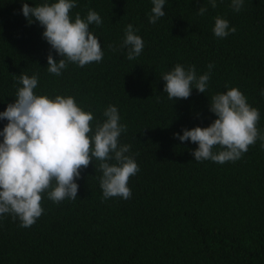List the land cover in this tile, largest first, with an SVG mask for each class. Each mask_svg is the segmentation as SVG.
Listing matches in <instances>:
<instances>
[{"label": "trees", "instance_id": "trees-1", "mask_svg": "<svg viewBox=\"0 0 264 264\" xmlns=\"http://www.w3.org/2000/svg\"><path fill=\"white\" fill-rule=\"evenodd\" d=\"M46 2L57 0H0V113L15 102L21 74L37 76L36 95L73 97L93 114V130L116 106L126 125L119 144L131 146L127 155L139 171L128 180L129 199H104L100 161L93 159L75 181L77 198L55 203L45 192L32 226L0 214V264H264V140L219 164L196 161L198 144L174 136L210 126L217 118L211 98L231 88L259 110L264 136V0H244L239 12L232 0H216L215 8L209 0H165L155 24L152 0H75L73 22L89 10L101 17L89 29L103 59L83 67L68 62L59 76L48 71L47 57H63L43 38L44 27L22 13L24 3ZM218 16L236 31L216 37ZM129 24L144 42L131 61L121 48ZM177 64L194 65L197 76L213 64L206 92L193 88L186 99H169L162 75ZM7 123L0 119V132Z\"/></svg>", "mask_w": 264, "mask_h": 264}, {"label": "clouds", "instance_id": "clouds-1", "mask_svg": "<svg viewBox=\"0 0 264 264\" xmlns=\"http://www.w3.org/2000/svg\"><path fill=\"white\" fill-rule=\"evenodd\" d=\"M211 7L216 0H209ZM244 0H232V8L239 12ZM153 7L149 23L155 24L165 16V0H152ZM75 0H57L30 7L22 5V13L31 24L33 18L44 27L43 38L63 57L57 62L51 53L47 57V69L51 74L61 75L68 62L83 67L92 62H100L103 52L98 38L90 31L92 24H102L101 17L89 10L86 19L76 15L73 22L69 13L75 7ZM207 8L201 6L198 14L203 16ZM133 25H127L121 48H127V59L134 60L144 47L142 38L135 34ZM229 22L221 17L215 18L214 35L225 38L234 33ZM112 48V46H109ZM113 51L116 49L113 48ZM209 72L197 76L195 66L187 69L177 64L162 75L166 82L164 92L171 100L186 99L193 88L205 93L213 64ZM16 100L9 103L0 113V119L8 123L0 132V214H13L19 218L22 227L32 226L42 215V194L59 203L64 199H76L80 170L87 168L93 159L100 161L102 171L100 187L103 198L131 197L128 180L139 167L134 157L127 155L131 146L120 145L118 138L126 131V125L119 123L120 116L116 106L109 105L103 115L102 123L97 122L93 130L91 112L84 111L71 96L34 94L38 85L36 75L21 74L18 81ZM194 85V86H193ZM264 96V90L261 91ZM210 111L216 119L208 127L184 129L183 135L175 133L180 141L198 144L192 152L196 161L211 160L224 164L236 161L248 151L249 145L257 138L264 140L256 127L260 119L259 110L250 106L246 97L237 88L211 98ZM91 134V135H90ZM222 150L213 152L214 146ZM115 161L110 163L109 161Z\"/></svg>", "mask_w": 264, "mask_h": 264}]
</instances>
